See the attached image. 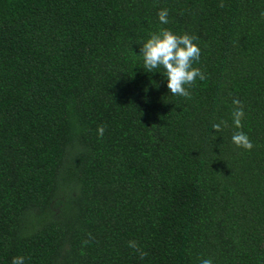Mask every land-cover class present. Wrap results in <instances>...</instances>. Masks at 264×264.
Segmentation results:
<instances>
[{
    "label": "trees",
    "instance_id": "trees-1",
    "mask_svg": "<svg viewBox=\"0 0 264 264\" xmlns=\"http://www.w3.org/2000/svg\"><path fill=\"white\" fill-rule=\"evenodd\" d=\"M161 28L197 38L187 98L143 70ZM15 256L264 264V0H0V264Z\"/></svg>",
    "mask_w": 264,
    "mask_h": 264
},
{
    "label": "clouds",
    "instance_id": "clouds-1",
    "mask_svg": "<svg viewBox=\"0 0 264 264\" xmlns=\"http://www.w3.org/2000/svg\"><path fill=\"white\" fill-rule=\"evenodd\" d=\"M161 25L168 23V10L161 9L157 13ZM196 37L187 33L176 34L175 32L161 28L149 34L148 38L140 44L139 55L142 57L143 70L149 73L158 72L166 79V87L173 96H190L188 88L194 85L197 79L203 80L204 74L198 67L193 66L194 61L200 57V48L195 42ZM238 104V101H233ZM244 115L241 108L233 112V124L240 127L241 118ZM220 124H214L213 129L220 130ZM104 129L100 127L98 133L103 135ZM232 141L238 147L250 150L252 143L243 132H236ZM130 247H135L130 242ZM11 264H25V257L15 256ZM200 264H213L211 259H202Z\"/></svg>",
    "mask_w": 264,
    "mask_h": 264
}]
</instances>
